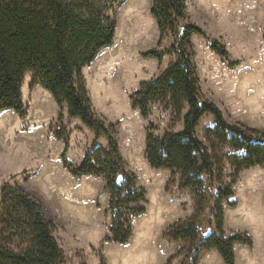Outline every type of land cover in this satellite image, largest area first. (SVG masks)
Masks as SVG:
<instances>
[{
	"label": "rangeland",
	"instance_id": "rangeland-1",
	"mask_svg": "<svg viewBox=\"0 0 264 264\" xmlns=\"http://www.w3.org/2000/svg\"><path fill=\"white\" fill-rule=\"evenodd\" d=\"M151 7L152 0H125L111 10L114 41L82 69L96 117L114 128L123 160L117 181L134 176L145 191L144 200L130 205L144 212H124L130 239L111 240L106 178L74 175L67 167L79 165L90 149L95 155L98 148L108 151L107 135L97 136L80 117L69 116L67 104L59 107L50 91L34 83L33 72L25 74L21 88L25 114L0 111V190L5 182L19 184L41 204L63 249L62 264H224L215 248L196 260L199 245L217 231L218 201L225 234L250 238V243H235L236 264H264V165L237 171L233 161L240 153L208 133L215 117L205 114L196 135L213 169L202 174L206 201L199 235L169 239L171 227L196 214L197 196L192 187H180L179 173L172 176L170 169L149 164L146 137L180 132L187 107L178 115L168 97H157L143 118L130 99L142 82L155 79L176 59L183 27L197 25L205 35L193 33L189 46L201 98L214 101L227 123L253 129L264 139V0H186L185 18L162 39ZM213 42L227 50L229 59L212 49ZM150 50L162 52L161 59L145 55ZM229 187L232 195L219 199V188Z\"/></svg>",
	"mask_w": 264,
	"mask_h": 264
},
{
	"label": "trees",
	"instance_id": "trees-1",
	"mask_svg": "<svg viewBox=\"0 0 264 264\" xmlns=\"http://www.w3.org/2000/svg\"><path fill=\"white\" fill-rule=\"evenodd\" d=\"M124 1L0 0V111L12 108L20 116L25 114L21 88L25 74L33 72L34 83L50 91L59 107L67 104L69 116L80 117L97 136L107 135L108 151L98 148L95 155L90 149L79 165L67 164V167L74 175L93 174L106 178L111 191V240L119 243H126L131 237L124 212L143 213L144 208L130 205L144 200L145 191L136 185L134 176L125 174L117 181L123 160L114 128L96 117L82 69L103 47L113 43L116 21L110 12ZM152 6L160 39L168 31L175 32L186 16V0H152ZM203 31L197 25H185L175 45L176 59L155 79L142 82L130 97L132 107L138 109L143 118L149 117L150 104L157 97H168L175 114L180 115L187 107L180 132L166 131L161 137L149 132L146 137L145 153L149 164L154 168L170 169L172 176L179 173L180 187H192L197 196L196 214L171 227L167 234L169 239L195 240L199 235L198 219L206 201L202 174H212L213 169L208 149L196 135V126L205 114L215 117V124L208 128V133L240 153L233 161L237 171L264 165V139L255 136L253 129L227 123L214 101L200 96L189 45L191 35H205ZM211 46L229 59L227 50L220 49L217 42ZM145 55L158 60L162 52L150 50ZM218 193L221 199L233 192L229 187L219 188ZM0 201V264H62L63 249L53 233L52 222L45 219L41 204L21 185L7 182L1 187ZM214 215L217 231L209 233L199 245L196 260L202 253L215 248L224 264H236L235 243H250V238L240 233L225 234L224 213L219 201Z\"/></svg>",
	"mask_w": 264,
	"mask_h": 264
},
{
	"label": "bare ground",
	"instance_id": "bare-ground-1",
	"mask_svg": "<svg viewBox=\"0 0 264 264\" xmlns=\"http://www.w3.org/2000/svg\"><path fill=\"white\" fill-rule=\"evenodd\" d=\"M127 13L130 14L131 12L128 10Z\"/></svg>",
	"mask_w": 264,
	"mask_h": 264
}]
</instances>
